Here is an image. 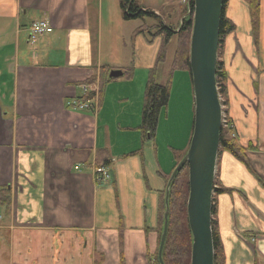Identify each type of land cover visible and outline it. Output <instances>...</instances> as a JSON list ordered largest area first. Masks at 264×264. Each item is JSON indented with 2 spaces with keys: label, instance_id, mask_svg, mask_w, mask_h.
<instances>
[{
  "label": "crops",
  "instance_id": "1",
  "mask_svg": "<svg viewBox=\"0 0 264 264\" xmlns=\"http://www.w3.org/2000/svg\"><path fill=\"white\" fill-rule=\"evenodd\" d=\"M177 1L140 0L144 10L164 13L165 24L179 20ZM260 3L256 37L247 2L226 6L236 25L219 56L226 107L250 167L220 147L213 214L218 264H264ZM41 19L53 31L31 42L29 28ZM141 20L125 18L120 0H0V187L11 192L10 207H0V264H151L166 177L186 151L178 161V150L162 153L157 133L144 140L138 130L164 41L151 32L148 39ZM113 70L123 74L112 78ZM76 100L93 107H74ZM117 103L119 122L111 112ZM104 156L111 159L104 166L108 178L96 172Z\"/></svg>",
  "mask_w": 264,
  "mask_h": 264
},
{
  "label": "water",
  "instance_id": "2",
  "mask_svg": "<svg viewBox=\"0 0 264 264\" xmlns=\"http://www.w3.org/2000/svg\"><path fill=\"white\" fill-rule=\"evenodd\" d=\"M193 1V6H191ZM224 0H190L186 16L192 14L189 66L192 76L195 115L189 147L173 170L166 188V210L158 257L161 264L168 231L169 195L177 172L188 165V224L192 233L191 264H215L213 206L215 176L222 134V103L217 83L220 23ZM184 18L181 21L183 23ZM113 70L110 77H119Z\"/></svg>",
  "mask_w": 264,
  "mask_h": 264
},
{
  "label": "trees",
  "instance_id": "3",
  "mask_svg": "<svg viewBox=\"0 0 264 264\" xmlns=\"http://www.w3.org/2000/svg\"><path fill=\"white\" fill-rule=\"evenodd\" d=\"M176 0H170L175 2ZM179 1V0H178ZM184 4L179 5L178 10L182 13L187 14L189 10L190 0H183ZM227 1L224 0L222 18L220 23V44L222 43L223 37L236 29L235 23L226 15ZM249 5L251 15L252 33L256 37L258 28L260 25V10L261 0H245ZM121 7L124 12L125 18H142L148 16H155L156 23L151 25H143L139 30L151 32L153 36L160 35L163 37V45L159 51L158 58L155 66L150 70L149 79L146 84L144 104L142 108V129L143 131H150V139H154L157 133V125L162 110L167 108L170 93L173 82V73L177 69H189V57H190V38L192 33V14L185 17L183 23L180 21L178 24L166 21L164 23L161 16L144 10L140 0H120ZM184 6V7H182ZM193 6V1H191ZM190 17V18H188ZM179 29L178 31H175ZM176 39V48L174 56L167 74L164 75V82H161L162 69L165 67L167 61V45L171 40ZM131 73V72H130ZM130 73L128 76H130ZM227 72L222 62L217 64V83L219 86V92L222 97H225V104H228L227 96ZM224 104V103H223ZM146 140V139H144ZM221 148L230 151L237 158L242 160L245 164L250 167L247 160L245 151L241 147L236 138L233 136L232 129H223L221 134ZM101 154H107L106 150H102ZM183 153L178 158V161L182 158ZM111 163V159L108 156H104L99 160L98 165L107 166ZM170 174L166 177L168 180ZM188 165L185 164L175 175L169 195V221L168 231L163 248V260L165 264H191V247H192V233L188 224L187 214V200L189 195V183H188ZM217 191L224 192L230 191V189L221 187L216 188ZM165 190L162 192V201L159 208V238L161 237L163 225H164V214L166 210L165 203ZM11 204V192L9 188L3 186L0 187V207L9 208ZM215 208L213 206V214ZM215 221L213 220V235L215 242V264L217 262V252L221 249V243L218 238V234L214 229ZM160 240V239H159ZM151 264H161L158 251L155 253L154 258L151 260Z\"/></svg>",
  "mask_w": 264,
  "mask_h": 264
},
{
  "label": "rangeland",
  "instance_id": "4",
  "mask_svg": "<svg viewBox=\"0 0 264 264\" xmlns=\"http://www.w3.org/2000/svg\"><path fill=\"white\" fill-rule=\"evenodd\" d=\"M184 2L185 1L182 2V0H179L177 1L176 4L181 5L184 4ZM185 15H186L185 13H182V11L178 10L179 20L176 21L175 24H178L180 19L182 17H185ZM150 17L152 16L147 15L144 18V20H141V22L142 23L147 22V24H150L152 22L153 23L157 22L155 18L150 19ZM149 34L148 32L146 33L148 39L151 38ZM175 48H176V39H173L171 43L167 45L168 59L166 66L168 67L170 66V63L172 61ZM221 50H222V46L220 44L218 48L217 62H221L220 60L221 57H219L221 55L220 53ZM163 80H164V76L161 78V82H164ZM220 98H221V103L222 104L224 103L223 104L224 110H226L228 113L227 110L228 107H226L227 104H225L224 102L225 97H222L220 94ZM120 110L121 107L119 106V103L111 107V112H113L115 115L118 113L117 122H119ZM194 115H195V99H194V88H193L191 71L189 69H177L173 73V82H172V88H171L170 100L168 106L167 108L162 110L157 125L158 131H157L156 142L160 144L162 153L164 152L169 155L173 154L172 156L174 155L177 156L176 151L178 150V155L180 156L182 153H184V151H187L186 149H188L189 147L193 132ZM230 119L228 115V120ZM231 123H233L232 120ZM122 128L125 129L124 126H122ZM139 128L140 129L138 130L142 134V138L150 139L151 133L150 131H145V132L143 131L142 122ZM128 131H133V130H128ZM179 149H182L180 150V153H179Z\"/></svg>",
  "mask_w": 264,
  "mask_h": 264
},
{
  "label": "built area",
  "instance_id": "5",
  "mask_svg": "<svg viewBox=\"0 0 264 264\" xmlns=\"http://www.w3.org/2000/svg\"><path fill=\"white\" fill-rule=\"evenodd\" d=\"M53 31V26L44 19L41 20H37L35 22H33L29 28V40L31 42L36 41L39 37L48 34L50 32ZM85 87V92L87 91V86ZM74 107L80 108V109H90L91 106L89 104V102H87V100H76L75 102H73ZM224 106L222 105V129H232L233 131V136L236 137V133L234 131V125L233 123H231V119L228 120V113L226 110H224L223 108ZM96 172L98 174V176L100 178H108L109 177V173L107 171V169L104 166H99L96 168Z\"/></svg>",
  "mask_w": 264,
  "mask_h": 264
},
{
  "label": "flooded vegetation",
  "instance_id": "6",
  "mask_svg": "<svg viewBox=\"0 0 264 264\" xmlns=\"http://www.w3.org/2000/svg\"><path fill=\"white\" fill-rule=\"evenodd\" d=\"M160 244V243H159Z\"/></svg>",
  "mask_w": 264,
  "mask_h": 264
}]
</instances>
